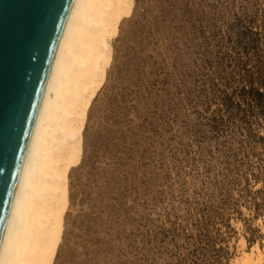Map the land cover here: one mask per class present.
I'll use <instances>...</instances> for the list:
<instances>
[{"label": "rangeland", "instance_id": "374dc122", "mask_svg": "<svg viewBox=\"0 0 264 264\" xmlns=\"http://www.w3.org/2000/svg\"><path fill=\"white\" fill-rule=\"evenodd\" d=\"M112 48L53 264H264V0H135Z\"/></svg>", "mask_w": 264, "mask_h": 264}, {"label": "bare ground", "instance_id": "6f19581e", "mask_svg": "<svg viewBox=\"0 0 264 264\" xmlns=\"http://www.w3.org/2000/svg\"><path fill=\"white\" fill-rule=\"evenodd\" d=\"M135 0H75L35 122L0 264H53L69 208V172L82 158L91 104L112 61V41ZM264 234V229H263ZM231 264H262L258 245Z\"/></svg>", "mask_w": 264, "mask_h": 264}, {"label": "water", "instance_id": "95a60500", "mask_svg": "<svg viewBox=\"0 0 264 264\" xmlns=\"http://www.w3.org/2000/svg\"><path fill=\"white\" fill-rule=\"evenodd\" d=\"M75 0H0V250Z\"/></svg>", "mask_w": 264, "mask_h": 264}, {"label": "trees", "instance_id": "16d2710c", "mask_svg": "<svg viewBox=\"0 0 264 264\" xmlns=\"http://www.w3.org/2000/svg\"><path fill=\"white\" fill-rule=\"evenodd\" d=\"M257 95L259 96V95H262V94H261L260 92L257 91Z\"/></svg>", "mask_w": 264, "mask_h": 264}]
</instances>
